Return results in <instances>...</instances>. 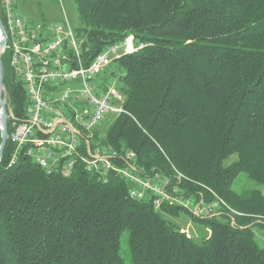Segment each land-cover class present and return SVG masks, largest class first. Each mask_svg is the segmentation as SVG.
<instances>
[{"label":"trees","instance_id":"16d2710c","mask_svg":"<svg viewBox=\"0 0 264 264\" xmlns=\"http://www.w3.org/2000/svg\"><path fill=\"white\" fill-rule=\"evenodd\" d=\"M75 2L85 67L128 36L143 45L104 73L127 113L114 116L104 134L96 131L100 145L133 152L146 174L226 208L195 218L210 231L199 244L165 219L181 208L132 199L118 176L103 183L79 168L66 178L27 157L11 165L8 140L0 264H126L124 234L129 264H264L255 232L264 233V0ZM2 61L13 113L23 117L25 88L9 57ZM242 175L257 187L234 189Z\"/></svg>","mask_w":264,"mask_h":264},{"label":"built area","instance_id":"2783aa9c","mask_svg":"<svg viewBox=\"0 0 264 264\" xmlns=\"http://www.w3.org/2000/svg\"><path fill=\"white\" fill-rule=\"evenodd\" d=\"M0 16L6 32L1 56L9 57L14 79L27 96L24 116L16 117L6 95L11 165L27 157L48 174L70 178L82 168L103 183L118 176L129 184L132 199L150 201L158 210L187 205L194 218L221 214L217 201L208 204L202 194L199 199L186 195L170 178L146 174L133 152L104 148L96 138L106 115L127 113L115 81L105 85L103 76L116 60L143 48L133 36L109 46L85 67L81 42L67 19L64 25L32 27L16 13L15 0H0ZM67 103H74V112H67Z\"/></svg>","mask_w":264,"mask_h":264},{"label":"rangeland","instance_id":"374dc122","mask_svg":"<svg viewBox=\"0 0 264 264\" xmlns=\"http://www.w3.org/2000/svg\"><path fill=\"white\" fill-rule=\"evenodd\" d=\"M15 10L32 27L49 28L64 25L66 19L75 32L81 27L75 0H15ZM114 116L115 114L106 115L103 123L98 128L101 134H104L111 125ZM256 187L257 185L244 175L234 184V189L239 192ZM192 207L194 206L192 205ZM165 219L172 225L181 228L183 232L189 234L199 244L203 243L210 234L209 229L183 208L179 210L176 216L165 215ZM255 232L258 244L264 249V233L259 230H255ZM127 239L128 235L124 234L121 240V255L125 263L129 264L131 256Z\"/></svg>","mask_w":264,"mask_h":264},{"label":"water","instance_id":"95a60500","mask_svg":"<svg viewBox=\"0 0 264 264\" xmlns=\"http://www.w3.org/2000/svg\"><path fill=\"white\" fill-rule=\"evenodd\" d=\"M6 42V32L0 16V108L2 110L0 117V163L2 161L4 150L8 143V124H9V111L6 101L7 88L4 83V65L2 61L1 51L5 46ZM3 92V95L2 93Z\"/></svg>","mask_w":264,"mask_h":264},{"label":"bare ground","instance_id":"6f19581e","mask_svg":"<svg viewBox=\"0 0 264 264\" xmlns=\"http://www.w3.org/2000/svg\"><path fill=\"white\" fill-rule=\"evenodd\" d=\"M67 112H74V103H67ZM0 117H1V113H0ZM0 128H1V123H0ZM68 178V177H66ZM168 178V177H166ZM183 176L181 174H178L177 176V182L180 181L182 182ZM175 180V179H174ZM173 181V179H172ZM179 184V183H178ZM182 184V183H181ZM180 186V185H179ZM187 190V189H186ZM186 190H183V193H185ZM188 191V190H187ZM186 191V192H187ZM191 193V192H190ZM217 200V199H216ZM220 200V199H219ZM217 200V203L221 204V207L223 206L224 202ZM224 207V206H223ZM179 208H183L187 211V205H179ZM226 208V207H224ZM226 211V210H225ZM228 211V210H227ZM229 213V212H228ZM195 218L197 219H208L211 218L210 214H200V215H195Z\"/></svg>","mask_w":264,"mask_h":264}]
</instances>
